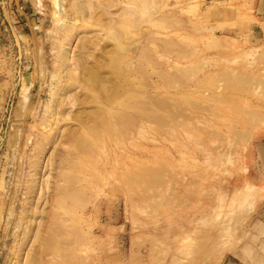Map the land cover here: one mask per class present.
Wrapping results in <instances>:
<instances>
[{"label":"rangeland","instance_id":"rangeland-1","mask_svg":"<svg viewBox=\"0 0 264 264\" xmlns=\"http://www.w3.org/2000/svg\"><path fill=\"white\" fill-rule=\"evenodd\" d=\"M131 1L0 0V264H264L248 5Z\"/></svg>","mask_w":264,"mask_h":264},{"label":"crops","instance_id":"crops-1","mask_svg":"<svg viewBox=\"0 0 264 264\" xmlns=\"http://www.w3.org/2000/svg\"><path fill=\"white\" fill-rule=\"evenodd\" d=\"M249 7L247 16L251 18L248 23L249 41L264 47V0H242ZM264 135V128H261V136ZM242 161L239 167L234 169L235 181L238 183L232 188L243 189L253 187L255 196L254 213L257 221L254 225L264 227V140H252L242 154ZM252 215V216H253ZM264 237V230L258 233ZM262 234V235H261Z\"/></svg>","mask_w":264,"mask_h":264},{"label":"bare ground","instance_id":"bare-ground-1","mask_svg":"<svg viewBox=\"0 0 264 264\" xmlns=\"http://www.w3.org/2000/svg\"><path fill=\"white\" fill-rule=\"evenodd\" d=\"M36 2H37V4H38V6H41V3H40V0H35ZM141 2L143 3V7L147 10V8H148V5H149V0H141ZM129 3H130V5H132L131 7L133 8V9H135V7H134V5H133V3H132V1L131 0H129ZM125 4H127L126 2H125ZM139 9V12H143L142 11V9L141 8H139V7H136V9ZM146 21H148V22H150L151 20L149 19V14H147V17H146V19H145ZM109 26H110V23H109ZM119 25H116V23L113 21L112 22V26H110V27H112L113 29L110 31V34H112L113 35V39H118V35H117V30H116V28L118 27ZM111 29V28H110ZM107 30H109V28L107 29ZM74 77V76H73ZM74 79V78H73ZM57 88H61L62 90L61 91H64L65 89H66V87H65V85L64 86H57ZM56 88V89H57ZM59 90V89H58ZM60 91V90H59ZM53 93V92H52ZM108 100H99V103H101L102 105H109L110 103L109 102H107ZM113 104V103H112ZM116 105V104H115ZM116 107H118L117 105H116ZM124 107V106H123Z\"/></svg>","mask_w":264,"mask_h":264}]
</instances>
